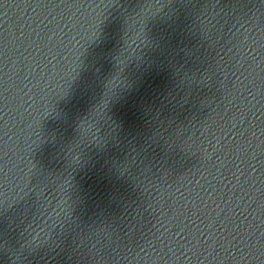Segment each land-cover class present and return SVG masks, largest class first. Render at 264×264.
Wrapping results in <instances>:
<instances>
[{
    "label": "water",
    "instance_id": "obj_1",
    "mask_svg": "<svg viewBox=\"0 0 264 264\" xmlns=\"http://www.w3.org/2000/svg\"><path fill=\"white\" fill-rule=\"evenodd\" d=\"M0 264H264V0H0Z\"/></svg>",
    "mask_w": 264,
    "mask_h": 264
},
{
    "label": "clouds",
    "instance_id": "obj_2",
    "mask_svg": "<svg viewBox=\"0 0 264 264\" xmlns=\"http://www.w3.org/2000/svg\"><path fill=\"white\" fill-rule=\"evenodd\" d=\"M160 13V9L156 8V7H152V8H147V9H143L139 14V26L137 28V31L135 33V35H138L139 37H143L145 40L148 39L147 34L144 32V25L149 21V19L157 16V14ZM99 27V26H98ZM98 31V28L94 34V36L96 35ZM85 49V48H84ZM83 49V51H84ZM83 51L80 53V57L83 55ZM80 66V58H79V63L76 67L75 73L72 76L70 82L68 83L67 87L64 89L63 93L61 95H63L71 81L74 79L75 74L78 70ZM60 95V96H61ZM107 103V101L105 100L104 102H102L101 107H103L105 104ZM128 165L123 166L121 172H125L128 170ZM70 184L67 178L65 179H61L60 183L57 185V195L59 197V200L56 204L57 208H61L62 206L65 207L67 209V211L70 212V204H69V199H70ZM6 207V206H4ZM50 231L51 230H44L41 229L39 231H34V233L31 235V239H30V244L33 247V249H37L39 248L42 244L47 242L46 238H50Z\"/></svg>",
    "mask_w": 264,
    "mask_h": 264
}]
</instances>
